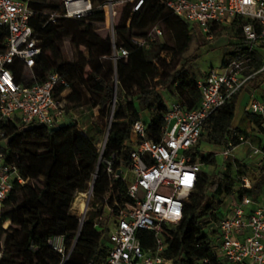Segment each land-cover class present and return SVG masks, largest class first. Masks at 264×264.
Wrapping results in <instances>:
<instances>
[{"label":"trees","instance_id":"trees-1","mask_svg":"<svg viewBox=\"0 0 264 264\" xmlns=\"http://www.w3.org/2000/svg\"><path fill=\"white\" fill-rule=\"evenodd\" d=\"M92 1L95 9L91 14L80 19L60 16L56 22H51L49 14L62 10L61 0H29L36 12L31 25L40 31L38 37L42 47L34 71L39 80H44L52 71H58L67 79L71 93L65 98L66 113L90 106L98 109L102 118H107L116 98L119 108L115 111L108 140L112 147H106L104 157L119 154L127 158L134 121L143 120L149 138L160 139L167 112L166 94L188 109L199 104L201 92L197 81L200 77L191 69L193 59L177 68L173 65L174 58L168 60L163 53L182 56L194 38L201 37L202 30L167 9L166 0H144L137 9L125 7L116 28V38L103 37L97 31L102 28L99 24L106 22V12L98 7L105 5L107 0ZM159 20L168 26L173 47L167 42L150 41L149 28ZM248 21L239 16L224 28L238 36L237 40L226 42L227 47L232 48L225 53L229 58L244 48L243 24ZM8 34L7 29L0 28V53L7 49ZM134 37L145 39L149 47L135 43ZM67 39L74 45H85L88 57L83 55L74 62L64 58L63 47ZM121 49H126L128 55L115 60V51ZM255 57L254 69H258L262 63L260 51ZM226 62L227 56H224L223 64ZM11 68L18 82L25 81L27 73L22 63L17 60ZM113 69L116 78L110 76ZM67 88L60 90L64 92ZM237 104L238 94L229 98L206 121L200 142L192 150L194 157L202 163L216 162L214 153L201 147L203 141L227 148L230 143L238 146L240 137H246V130L233 126ZM142 111L147 113V119L142 118ZM124 116L129 119L128 124L118 121ZM247 117L264 131L261 116L247 113ZM3 141H6L7 158L17 161L21 174L29 181L24 185L17 184L0 216V264H58L62 256L53 249L51 239L59 235L74 237L79 231L80 217L71 211V207L78 193L88 190L99 165L100 152L94 134L88 128L80 129L76 119L60 121L54 127L26 125L14 119L0 124V143ZM254 164L236 159L234 174L220 171L212 175L205 170L199 173L194 190L185 200L180 224L164 225L168 231L165 234L168 241L166 257L183 264H204L205 259L214 263L221 261L215 253L218 232L211 230L225 214L221 195L257 197L264 189V173L251 187L241 185V177L249 170L264 171V163ZM106 187L107 177L101 166L94 184L96 201L105 193ZM100 212V209L93 211L86 220L77 245L65 264H102L105 261L111 246L103 241L108 230L99 231L95 226L94 219ZM139 235L145 248L154 246L152 232L141 230ZM71 245L67 240L68 250Z\"/></svg>","mask_w":264,"mask_h":264},{"label":"built area","instance_id":"built-area-1","mask_svg":"<svg viewBox=\"0 0 264 264\" xmlns=\"http://www.w3.org/2000/svg\"><path fill=\"white\" fill-rule=\"evenodd\" d=\"M131 1L135 3L134 9L144 2ZM117 4V0H110L109 4L99 6L106 12L109 27H114ZM165 5L190 24L198 25L208 38L231 25L235 18H247L249 21L243 24L245 46L235 57L228 58L222 70L211 68L198 79L201 98L195 108L188 109L177 100H172L168 106L166 100L167 112L158 141L149 138L143 120L134 121L127 158L119 154L104 157L114 123V114L110 115L105 143L98 147L100 161L91 185L93 202L88 201L81 209L80 228L74 237L59 235L51 239L53 249L62 256L58 264H65L69 259L88 213L99 209L95 226L108 230L111 246L102 264H183L164 254L168 248L164 225L180 224L185 200L203 170L204 163L194 157L192 150L200 142L206 121L229 98L249 87L252 91L244 106L245 112L261 116L264 126V0H166ZM61 8L49 14V21L56 22L60 16L80 19L91 14L95 4L92 0H61ZM35 14L29 0H0V28L9 32L7 49L0 53V124L18 119L26 125L54 127L67 112V102L60 90L68 87L67 79L58 71H52L44 80H39L34 71L42 51L40 31L31 25ZM156 31L162 34L157 28ZM133 40L139 45L145 43L143 38ZM257 51L262 63L254 69ZM127 55L128 51L121 49L115 51L114 59ZM17 60L23 64L31 81H17L11 68ZM116 102L115 98L113 104ZM240 141L250 146L251 156L264 163L263 143L254 144L245 136H241ZM5 147L6 141L1 142L0 216L17 184L29 181L21 174L17 161L7 158ZM233 148L232 143L225 148L226 157ZM101 166L107 187L96 201L94 184ZM241 185L251 187L248 173L241 177ZM212 229L218 232L215 253L221 261L214 263L205 259L204 264H223V260L230 264H264V202L258 197L245 194L234 199ZM141 230L153 233V247H144L139 235ZM67 240L72 244L69 250Z\"/></svg>","mask_w":264,"mask_h":264},{"label":"rangeland","instance_id":"rangeland-1","mask_svg":"<svg viewBox=\"0 0 264 264\" xmlns=\"http://www.w3.org/2000/svg\"><path fill=\"white\" fill-rule=\"evenodd\" d=\"M110 0H107L106 3L109 4ZM118 4L116 5V9L118 11V15L114 21V27H109L107 22L99 24V26L103 27L100 28L97 32L100 36L106 37L111 36L113 38H116V28L120 24L124 9L126 6L133 7L135 3H132L131 0H117ZM101 5V4H100ZM99 5V6H100ZM102 6V5H101ZM101 8V7H98ZM193 25V24H192ZM156 28L161 30L162 34H159L156 31ZM149 38L150 41H157V42H167L169 47L174 46V40L172 37L171 32L169 31L168 26L165 24L163 20L157 21L155 24H153L149 28ZM109 34V35H108ZM238 39V36L234 34V32H229L224 29L218 30L217 32L212 34L211 38H208V34L205 32H202L201 37L196 36L189 48V50L183 54L182 56L179 54H175V57L171 56V53H163L164 56L168 57V60L171 58L173 59V65L177 68L181 67L183 63H185L187 60L193 59L191 64L192 71L196 74V76L203 78L204 74L207 73L211 68L223 69V58L224 56H227V60L229 58L228 55L225 53L227 51H231V47H227L226 42L228 41H235ZM143 46L149 47L146 42ZM63 54L64 58H66L69 61H76L79 57H82L83 55L85 57H88V49L85 45H74L70 39H67L64 43L63 47ZM195 57H197L195 59ZM109 66V64H106ZM28 73V72H27ZM29 74H27V77L24 79L26 82L31 81L28 77ZM110 76H113L116 78V71L113 69L110 71ZM249 87H244L243 93L240 91L238 93V104H237V110H236V116L233 121V125L235 126H242L243 121V127L247 129L248 120L246 119V112L244 109L245 104L248 101L249 98ZM167 100V105H171V101L173 100L169 94L165 95ZM119 105L116 102V104H112L111 106V113L115 114V111L118 110ZM75 111V109H74ZM76 112L79 114L80 122L79 128L84 129L88 128L90 131H94V140L96 141L97 146L99 147V144L104 145L106 140V131L108 123L110 122V116L107 118H102L100 114L98 113V109H93L90 106H85L83 108H77ZM143 119H147L148 115L147 113H143L142 115ZM245 118V119H244ZM72 115L71 112L66 113L64 120H61V122L64 121H72ZM118 121L126 122L128 124L129 119L124 116L123 118L118 119ZM86 126V127H85ZM247 131L246 137L250 139L252 142H257V137H253L250 131ZM263 140H264V132L262 134ZM111 146L109 143L106 144V147ZM112 147V146H111ZM205 151L207 152H213L214 153V160L215 163L211 164H203V170L210 174H216L220 171L227 172L229 174H234V172L237 170L236 168V159L242 160L244 162H248L250 164L256 165L254 163L258 162L256 159V156H251V148L246 143H241L235 148L231 149L230 156L226 157L224 154L225 148L219 147V146H211L208 145L205 141L202 142L201 146ZM230 165V166H229ZM248 175L250 179L252 180V183L259 180L260 176L262 175L257 170H249ZM95 175V174H94ZM93 184V181L90 183V186L86 192H80L78 193L77 197L75 198V201L72 204L71 211L74 214L81 215V209H83V204L87 205L88 201L93 202L94 196L91 193V185ZM264 185V184H263ZM259 194L264 195V189L260 191ZM221 197L224 199V203L221 204L222 208H225V210L228 208L229 204L232 203L235 196L233 195H221ZM85 202V203H84ZM101 208H103V205H101ZM103 212V211H102ZM92 215V212L88 213L87 219ZM99 231H102V228H99ZM168 231L164 229V233L166 234ZM6 239V235L3 236V242ZM103 241L110 244V241L107 236L103 237ZM77 245V244H76Z\"/></svg>","mask_w":264,"mask_h":264},{"label":"crops","instance_id":"crops-1","mask_svg":"<svg viewBox=\"0 0 264 264\" xmlns=\"http://www.w3.org/2000/svg\"><path fill=\"white\" fill-rule=\"evenodd\" d=\"M103 28V27H102ZM109 35V34H108ZM249 90V94H250V92L252 91V88H249L248 89ZM245 92V91H244ZM71 93V89H69V88H67L64 92H63V97L64 98H66L69 94ZM243 93V92H242ZM83 108V107H82ZM76 110L77 109H75V111H74V109L71 111V115H72V118H74V119H76L78 122H80V118H79V114L76 112ZM95 110V109H94ZM143 113H145V112H141V115H143ZM247 114V113H246ZM66 115V114H65ZM65 115L61 118V120H64V118H65ZM247 116V115H246ZM245 119V118H244ZM246 119L248 120V125H247V129L246 128H244L243 127V124H244V121H243V124H242V126H235V125H233L234 127H238V128H240V129H244V130H248V131H250L251 132V134L253 135V137L255 136V137H257V142H253L254 144H264V140H263V137H262V134H263V132L264 131H262V130H260L259 129V127L254 123V122H252L248 117H246ZM86 127V126H85ZM91 132V134H95V132L93 131H90ZM250 140V139H249ZM251 141V140H250ZM252 142V141H251ZM258 172H260L261 174H263L264 173V171L262 172L260 169L259 170H257ZM258 200L260 201V202H264V195H262V194H259L258 196ZM237 197H235L234 199H236ZM231 204V203H230ZM229 204V205H230ZM223 264H230V263H228V262H226V261H224L223 260Z\"/></svg>","mask_w":264,"mask_h":264},{"label":"bare ground","instance_id":"bare-ground-1","mask_svg":"<svg viewBox=\"0 0 264 264\" xmlns=\"http://www.w3.org/2000/svg\"><path fill=\"white\" fill-rule=\"evenodd\" d=\"M108 140H109V138H108ZM108 140H107V142H108ZM84 203H85V202H84ZM84 205H85V204H83V207H84Z\"/></svg>","mask_w":264,"mask_h":264},{"label":"water","instance_id":"water-1","mask_svg":"<svg viewBox=\"0 0 264 264\" xmlns=\"http://www.w3.org/2000/svg\"><path fill=\"white\" fill-rule=\"evenodd\" d=\"M93 183H94V181H93Z\"/></svg>","mask_w":264,"mask_h":264}]
</instances>
